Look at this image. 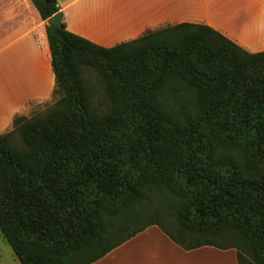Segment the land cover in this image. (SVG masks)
<instances>
[{
  "label": "trees",
  "instance_id": "16d2710c",
  "mask_svg": "<svg viewBox=\"0 0 264 264\" xmlns=\"http://www.w3.org/2000/svg\"><path fill=\"white\" fill-rule=\"evenodd\" d=\"M32 1L46 21L60 11ZM47 31L60 96L0 134V230L20 263L91 264L157 225L186 250L235 248L239 264H264V50L189 22L112 47L64 22L63 39Z\"/></svg>",
  "mask_w": 264,
  "mask_h": 264
},
{
  "label": "crops",
  "instance_id": "0c3cea01",
  "mask_svg": "<svg viewBox=\"0 0 264 264\" xmlns=\"http://www.w3.org/2000/svg\"><path fill=\"white\" fill-rule=\"evenodd\" d=\"M66 29L97 45L112 47L183 22L208 25L249 51L244 42L213 21L216 0H57ZM214 2V3H213ZM1 93L20 95L19 108L6 126L30 104L56 93L47 21L32 0H14L0 11ZM262 51V50H261ZM251 52V51H249ZM259 52V51H255ZM2 126V127H3ZM4 128V129H5ZM3 134V133H0ZM91 264H239L235 248L201 246L186 250L157 225L146 227Z\"/></svg>",
  "mask_w": 264,
  "mask_h": 264
},
{
  "label": "rangeland",
  "instance_id": "374dc122",
  "mask_svg": "<svg viewBox=\"0 0 264 264\" xmlns=\"http://www.w3.org/2000/svg\"><path fill=\"white\" fill-rule=\"evenodd\" d=\"M14 0H0V11L9 5ZM184 1V0H183ZM216 4L210 9L214 12L213 21L229 33H233L241 39L246 47L251 52L264 50V0H216ZM187 4V0H185ZM214 3V2H213ZM1 18V16H0ZM247 51V50H246ZM248 51V52H249ZM250 52V53H251ZM88 76L95 81V94L93 95L94 103L99 107L100 111L106 112L110 107V99L106 92V86L100 76H97L95 68L88 70ZM3 75H0V87L2 86ZM60 93H53L46 102L30 104L28 109L17 116H24L26 118L43 117L47 115L48 110L59 98ZM21 96L15 94V97L9 93L0 92V117H9L12 111L19 108V99ZM16 116V117H17ZM8 120H0V133L7 131L6 126H3ZM3 126V127H2ZM5 128V129H4ZM17 142H22L23 136L15 134ZM156 206L158 210L165 217H174V210L172 204L163 199H155L150 206ZM150 213L137 220L130 221L126 229L120 232V236L135 230L136 228L145 225L151 220ZM244 243V242H243ZM245 244V243H244ZM89 257V256H84ZM86 259H80L84 262ZM0 264H21L18 257L15 255L12 247L4 238L0 230Z\"/></svg>",
  "mask_w": 264,
  "mask_h": 264
},
{
  "label": "water",
  "instance_id": "95a60500",
  "mask_svg": "<svg viewBox=\"0 0 264 264\" xmlns=\"http://www.w3.org/2000/svg\"><path fill=\"white\" fill-rule=\"evenodd\" d=\"M47 23L50 25L55 35H57L61 39L64 38V35L62 33L63 13L61 11L49 17L47 19Z\"/></svg>",
  "mask_w": 264,
  "mask_h": 264
}]
</instances>
